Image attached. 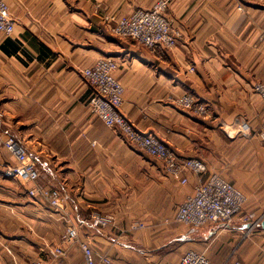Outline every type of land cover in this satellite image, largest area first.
<instances>
[{"label":"crops","instance_id":"crops-1","mask_svg":"<svg viewBox=\"0 0 264 264\" xmlns=\"http://www.w3.org/2000/svg\"><path fill=\"white\" fill-rule=\"evenodd\" d=\"M6 1L16 24L11 34L0 31V139L27 132L42 184L64 200L56 209L28 194L32 183L10 188V199L0 198V264H51L49 249L68 219L110 264H177L190 249L210 264H264V103L254 91L264 83V0H167L179 36L163 53L112 31L119 17L156 0ZM102 57L119 63L121 110L137 129L183 158L202 159L205 176L220 173L244 192L233 224L175 221L198 177L188 172L182 184L91 112L93 88L82 70ZM184 94L207 112L179 107ZM3 151L1 161L13 160ZM95 213L115 222L95 227ZM248 213L262 217L254 228ZM65 248L62 262L83 263L77 243Z\"/></svg>","mask_w":264,"mask_h":264},{"label":"built area","instance_id":"built-area-1","mask_svg":"<svg viewBox=\"0 0 264 264\" xmlns=\"http://www.w3.org/2000/svg\"><path fill=\"white\" fill-rule=\"evenodd\" d=\"M167 0H156L151 8H137L132 13L122 15L112 27L118 37L135 39L138 43L154 52H165L175 47L178 41V32L172 27L171 20L166 15ZM16 21L6 0H0V31L11 34L15 29ZM119 63L110 57L99 58L91 66L82 70L83 76L93 88V95L89 100L91 112L101 119L106 126L117 128L131 143L148 155L159 159L167 174L181 181L189 183L188 172L198 177L193 192L179 205L175 221L192 228H202L208 224L221 223L231 225L243 213L247 200L244 192L233 182L220 173L214 172L205 176L207 166L196 157L183 158L168 144L152 133L140 131L133 122L122 112L124 103V85L116 77ZM254 91L264 103V83L257 82ZM177 105L184 109L194 110L205 114L207 107L192 95L180 96ZM264 141V130L259 132ZM5 146L14 157L16 163L8 166L7 174L23 181L32 183L28 189L30 196H41L53 208H62L64 200L59 189L47 188L42 184V171L32 158L27 148L20 140L10 137L5 140ZM252 220L251 227H256L262 220L255 213L243 215ZM115 222V215L95 213L91 223L95 227H105ZM144 223L135 222L133 228H142ZM77 243L83 253L82 264H110L107 254L97 253L88 241L80 237L79 228L69 219L61 235V242L49 249L51 264H65L62 259L67 256L66 244ZM36 264H47L40 260ZM177 264H210L205 252L190 249L179 259ZM233 264H242L236 260Z\"/></svg>","mask_w":264,"mask_h":264},{"label":"rangeland","instance_id":"rangeland-1","mask_svg":"<svg viewBox=\"0 0 264 264\" xmlns=\"http://www.w3.org/2000/svg\"><path fill=\"white\" fill-rule=\"evenodd\" d=\"M124 38H126V37H124ZM168 51V50H167ZM177 101H178V99L176 100V103H177ZM179 106V105H178ZM182 108V107H181ZM184 109V108H183ZM187 110H190V109H188L187 108ZM192 111V110H191ZM193 112H195L194 110H193ZM195 113H197V112H195ZM198 114H200V113H198ZM23 135V134H22ZM25 135H27V136H25V137H23L22 139L21 138H19L20 140H21V143L26 147V142L30 139V137H29V135H28V133L26 132L25 133ZM24 136V135H23ZM26 138V139H25ZM24 141V142H23ZM28 147V146H27ZM26 147V148H27ZM29 148V147H28ZM3 150H6V153H8V154H11L10 153V151L7 149V147L5 146V140H2V139H0V159H1V157H4L6 154H5V151H3ZM28 150V153H29V157L30 158H32V156H31V154H30V149H27ZM2 151V152H1ZM16 163V161H15V159L13 158V160H11V161H5V162H3V161H1L0 160V169L2 170V173H0V187H2V188H0V198H2V199H6V197H8V199H10V196H11V192H10V188H23V187H25V185L24 184H29V182H26V181H23V180H21V179H18V178H16V177H12V176H9L8 174H7V167L8 166H10V165H13V164H15ZM3 178V179H2ZM4 180H7L8 182H6V181H4ZM23 183H22V182ZM3 182H6V184H7V186L6 187H4V186H2L1 184L3 183ZM59 230V232H60V230H61V228H59L58 229ZM64 230V229H63ZM64 232V231H63ZM62 232V233H63ZM62 235V234H61ZM60 242H61V237H60ZM60 244V243H59ZM58 245V244H57Z\"/></svg>","mask_w":264,"mask_h":264},{"label":"water","instance_id":"water-1","mask_svg":"<svg viewBox=\"0 0 264 264\" xmlns=\"http://www.w3.org/2000/svg\"><path fill=\"white\" fill-rule=\"evenodd\" d=\"M261 224H262V226H264V220L262 221V223H261Z\"/></svg>","mask_w":264,"mask_h":264}]
</instances>
